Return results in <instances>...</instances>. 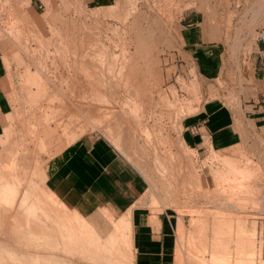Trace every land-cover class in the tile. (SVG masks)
<instances>
[{
    "label": "rangeland",
    "instance_id": "obj_1",
    "mask_svg": "<svg viewBox=\"0 0 264 264\" xmlns=\"http://www.w3.org/2000/svg\"><path fill=\"white\" fill-rule=\"evenodd\" d=\"M194 4L0 0L12 106L0 138V264H132L125 216L112 229L116 215L102 210L97 239L45 184L49 158L84 134L108 138L144 175L139 205L171 213L175 264L264 263V174L245 157L221 175L222 160L202 188L185 144V118L204 100L234 99L225 79L198 76L178 54V23ZM116 225L122 235L112 239Z\"/></svg>",
    "mask_w": 264,
    "mask_h": 264
},
{
    "label": "crops",
    "instance_id": "obj_2",
    "mask_svg": "<svg viewBox=\"0 0 264 264\" xmlns=\"http://www.w3.org/2000/svg\"><path fill=\"white\" fill-rule=\"evenodd\" d=\"M204 8L201 0H195L194 5L183 9L177 43L178 54L185 62L194 63L198 76L225 79L228 93L234 95L232 101L223 96L206 99L185 118L189 136L185 144L192 145L197 159L195 179L202 188H209L222 160L226 162L222 163L221 175L243 166L236 159L245 157L264 174V39L251 36L253 31H264V0H227L226 4L211 0L210 9ZM219 13H226L227 22L220 21ZM230 14L233 17L229 21ZM6 73L0 49V138L12 108ZM45 184L84 216L97 239L102 235L95 222L100 221L102 210L116 215V220H111L112 229L113 222L125 216L132 264H175L171 213L137 203L148 182L108 138L84 134L61 148L47 162ZM260 203L262 213L264 193ZM257 222L264 237V215Z\"/></svg>",
    "mask_w": 264,
    "mask_h": 264
},
{
    "label": "built area",
    "instance_id": "obj_3",
    "mask_svg": "<svg viewBox=\"0 0 264 264\" xmlns=\"http://www.w3.org/2000/svg\"><path fill=\"white\" fill-rule=\"evenodd\" d=\"M256 39H264V31H257L254 35Z\"/></svg>",
    "mask_w": 264,
    "mask_h": 264
},
{
    "label": "bare ground",
    "instance_id": "obj_4",
    "mask_svg": "<svg viewBox=\"0 0 264 264\" xmlns=\"http://www.w3.org/2000/svg\"><path fill=\"white\" fill-rule=\"evenodd\" d=\"M116 230H118L116 233H114V236H113V238L112 239H118L119 238V236L118 235H120V228H119V226L118 225H116ZM38 259V258H37ZM25 261V260H24Z\"/></svg>",
    "mask_w": 264,
    "mask_h": 264
}]
</instances>
